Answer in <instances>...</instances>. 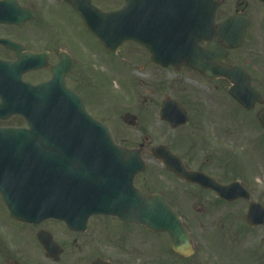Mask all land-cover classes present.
Masks as SVG:
<instances>
[{"label":"flooded vegetation","instance_id":"obj_1","mask_svg":"<svg viewBox=\"0 0 264 264\" xmlns=\"http://www.w3.org/2000/svg\"><path fill=\"white\" fill-rule=\"evenodd\" d=\"M80 1H88L92 7L103 12L117 10L125 3V0L120 4L118 2L121 0ZM150 3L156 7L147 9ZM158 3L163 4V0L146 3L145 20L151 15L156 17V22L144 26L145 45L131 44L133 52L139 56L131 60V63L142 71V75L139 80L129 77V81L137 87L146 86L144 94L151 97H142V101L134 97L135 101L128 108L137 109V112H126L132 116L129 118L132 126L128 127L138 130L142 137L141 143H145L125 146L129 150L138 149L145 164L143 172L135 176L134 185L141 191L160 194L176 211L182 207L181 196L187 195L190 209L205 217L226 211L227 217L234 215L233 206L239 204L243 227L234 228L231 232L222 231L221 225H210V230L207 227L208 230L204 231L206 235H196L188 227L186 231L191 239L192 255L182 258L172 254L174 258L190 264H227L223 254L222 262L212 255L211 243L225 244L223 233H226L231 248H238L239 233H244L246 238L253 231L258 239V250L255 252L257 257L248 256L247 259L254 264H264V234L260 236L255 233L260 232L264 225L250 228L245 223V215L252 203L264 207V184L258 183L259 177L264 180V129L259 119L260 113L264 112V22L261 27L263 31H259L256 10L259 6L264 8L255 0H218L215 2L217 7L211 37L214 47H211L209 40L200 41L190 58V66L163 68L154 64L150 56L153 51L162 54L165 43L172 44L174 25L171 22L164 24V11L158 9ZM29 12L33 17L29 18ZM232 17H235L236 22L222 29L239 31L246 23L243 43L235 49L231 47L230 41H222L219 34L220 25ZM5 20L19 22L21 25L5 24ZM65 20H70L74 28L85 31L78 15L62 0H0V128L20 126V118L11 105L14 91L8 87L13 83L15 71L6 70L4 64L14 62L18 57L34 56L37 66H43L22 75L24 81L37 84L50 78V68L59 62L61 55L69 56L72 68L66 78V85L83 98L86 106L89 100H94V82L83 78L89 72L85 70L80 57L84 51L95 53L98 46L95 43L83 44L65 28L62 30L59 22ZM190 30L191 36L197 30L207 34L205 27H196L195 24L190 26ZM260 36L263 39L259 40ZM165 37L169 41L165 42ZM111 64H116L115 59ZM235 67L238 68L242 86L247 77L249 87L256 90L261 98L249 111L229 96L231 85L225 78L211 80L203 73L206 69L219 71ZM164 88L167 90L166 95L160 98ZM164 103L167 105L160 112ZM146 104L156 106V112L148 113L147 108L140 112ZM229 105L232 109L230 113L227 111ZM233 109L237 112L233 113ZM163 116L171 118V121H164ZM183 120L186 123H182ZM157 121L167 128L170 137L151 145L146 136L154 134L151 127L156 126ZM160 133L165 135L163 130ZM160 144L165 145L179 159L187 172L197 174L196 183L184 182L168 172L161 161L151 156L150 149ZM2 164L3 155H0ZM154 166L158 167V171H155ZM163 174L170 178L171 188L159 180ZM106 219L90 218L83 231L69 230L64 223L50 219L39 223H23L11 218L0 195V264H94L97 261L124 264L122 259L111 260L100 251L98 245L92 243L96 233L102 237L99 228L105 226ZM91 221L94 223L91 224ZM114 221L118 223L117 226L131 227ZM204 227L200 224L198 230L202 232ZM27 247H30L29 252ZM224 248L223 252L226 253L227 246ZM118 250L121 255L125 254L121 247ZM115 257H119V254Z\"/></svg>","mask_w":264,"mask_h":264},{"label":"water","instance_id":"obj_2","mask_svg":"<svg viewBox=\"0 0 264 264\" xmlns=\"http://www.w3.org/2000/svg\"><path fill=\"white\" fill-rule=\"evenodd\" d=\"M145 1L151 0H127L121 10L109 14L71 5L101 45L117 52L125 42L143 43ZM258 1L264 4V0ZM215 7L210 0H163V9H173L174 21L180 25L171 46L176 53L169 58L170 54L165 51L162 58L153 55L152 59L165 66L180 61L188 65L190 49L207 38L205 35L191 38L188 25L196 18L194 24L210 28ZM158 9H162L160 4ZM178 14L184 20H178ZM207 14L209 20L199 21L198 18ZM153 22L156 17L150 15L148 24ZM237 33L231 31L223 37L234 39L232 36ZM241 37L242 33L236 35V40ZM26 63L27 69H36L33 58L19 65ZM68 70H63L60 64L53 69L52 80L48 83L35 87L21 83L23 94L17 102V111L28 129L0 133L4 140L14 141L15 138L17 146L14 153L4 148L7 156L0 165V193L11 216L23 222L53 218L62 220L70 229H76L78 223L84 224L95 214L115 216L155 233H167L172 251L188 256L191 251L189 238L180 219L162 197L139 192L133 187V177L143 169L139 152L118 148L106 127L85 113L82 101L65 88L64 77ZM223 75L233 83L229 92L235 101L251 109L255 100H259L256 93L253 95L237 86V80L232 77L234 71ZM124 121L130 124L132 120L126 116ZM162 151L168 153L163 147H156L152 154L159 158ZM165 164L184 180L192 181L190 173L175 170L168 161ZM254 210L247 215L251 226L263 223L264 218L263 212L255 214Z\"/></svg>","mask_w":264,"mask_h":264},{"label":"rangeland","instance_id":"obj_3","mask_svg":"<svg viewBox=\"0 0 264 264\" xmlns=\"http://www.w3.org/2000/svg\"><path fill=\"white\" fill-rule=\"evenodd\" d=\"M118 3H122V0ZM45 5L49 6V4ZM256 10L257 19L259 20V31H263L261 27L264 22L262 21L264 19V9L259 6ZM59 23L62 30L65 28L67 31L71 32L77 37L78 41H82L83 44H93L94 40L90 35L86 31L74 28L70 20ZM255 38L257 43V36ZM260 39H263V36H260L259 40ZM85 47L89 46L86 45ZM258 49H260V43L258 44ZM97 51L93 54L89 51H84L82 57H80V59L83 60L85 70L94 74L92 76L88 73L83 76V78L94 82V100H89L87 102V109L97 119L105 122L116 144L123 146L140 144L142 137L139 131L126 127L121 120L126 112L131 114L137 112V109L129 110L128 108V105L135 101L134 97L139 98L140 101H142V97L151 98L144 94V91L147 90L146 86L140 84L141 87H137L134 83H130L129 81V77H132L134 80L137 78L139 80L141 78L142 71L131 63L133 59H138L139 56L133 52V47L128 46L124 47V50L117 56L108 55L100 49ZM255 52H257V50H255ZM113 59H116V64H112L114 67L110 65ZM166 91L167 90L164 88L159 97L164 98ZM158 101L160 102L161 99ZM136 106L137 108L139 107L138 104H136ZM229 107L227 111L230 113L232 109L230 105ZM146 108L148 109V113L156 112L157 109L153 104H146L141 108L140 112ZM235 112L237 111L233 109V113ZM149 124L152 125V122L150 121ZM151 129H153L151 132L154 134L152 136H146V138L151 141V145L166 141L170 137V134L166 132L167 128L160 121H157L156 126L151 127ZM161 130H163L165 135L160 133ZM154 168L155 171H158V167L154 166ZM259 178V185L264 184L262 177ZM159 180L166 183L168 188H171V180L166 175L163 174L162 178ZM187 191H190V189ZM181 198L180 205L182 207L181 209L178 208L177 212L182 216L185 227L187 229L189 227L196 235H206L204 231L208 230L207 227L210 230V225H221L223 227L221 229L222 231L227 230L231 232L235 229H239L241 226L243 227L242 219L239 217L240 212L238 203L236 206H233L235 207L233 211L234 215L227 217L228 211L224 212L223 210V214L205 217L197 213L195 214L190 209L187 195H182ZM93 223L94 221H91V224ZM104 223L105 226H102L103 228L101 229L99 228L102 237H99V234L96 233L92 243L98 245L100 251L105 256L110 257L111 260L118 261V259H122L124 264H190L189 262L183 263L170 254L168 239L164 235L146 234L145 231L140 228L117 226L118 224L111 219L105 220ZM200 224L205 226L201 229L202 232L198 230ZM252 232H250L246 238L244 233H239L237 237L239 246L234 249L231 248L230 241L226 240V233H223V240L226 241V243H214L213 241L211 243L212 255L218 257V260L222 262L221 256L223 254L226 257L227 264H254L251 260L247 259L248 256L254 257L256 255L255 252L258 250V239ZM255 233L260 236L263 235L264 228H262L260 232ZM241 234L242 237H240ZM92 243L90 244L91 246L93 245ZM225 245L227 246L226 253L223 252L225 251ZM119 247L125 250V254L121 255L119 253ZM29 248L30 247H27V252H29ZM116 254H119V257H115Z\"/></svg>","mask_w":264,"mask_h":264}]
</instances>
